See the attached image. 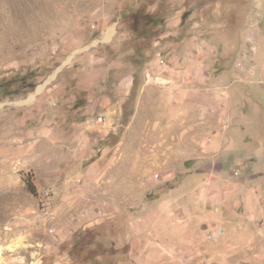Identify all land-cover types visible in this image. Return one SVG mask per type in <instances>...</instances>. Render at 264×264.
I'll list each match as a JSON object with an SVG mask.
<instances>
[{
  "label": "rangeland",
  "instance_id": "obj_1",
  "mask_svg": "<svg viewBox=\"0 0 264 264\" xmlns=\"http://www.w3.org/2000/svg\"><path fill=\"white\" fill-rule=\"evenodd\" d=\"M0 246L264 264V0H0Z\"/></svg>",
  "mask_w": 264,
  "mask_h": 264
},
{
  "label": "crops",
  "instance_id": "obj_2",
  "mask_svg": "<svg viewBox=\"0 0 264 264\" xmlns=\"http://www.w3.org/2000/svg\"><path fill=\"white\" fill-rule=\"evenodd\" d=\"M205 208V207H204ZM201 202L200 204H197L192 198L189 196L181 195L176 198H171L166 196L160 203V205L156 208L155 215L158 216L159 214L166 219L169 226H174V219L175 214H183L188 218L189 221L193 220H199L201 219V212L204 210ZM154 215V216H155ZM179 229V228H178ZM192 231V230H189ZM184 232L180 234L178 230H176V233H178L177 237L179 236H191L194 234V232ZM169 238V237H168Z\"/></svg>",
  "mask_w": 264,
  "mask_h": 264
},
{
  "label": "built area",
  "instance_id": "obj_3",
  "mask_svg": "<svg viewBox=\"0 0 264 264\" xmlns=\"http://www.w3.org/2000/svg\"><path fill=\"white\" fill-rule=\"evenodd\" d=\"M98 120L100 122H103L104 121V117L101 116V117L98 118ZM219 235H220V232L218 230H214V231L209 232L207 237H208V239H214V238L219 237Z\"/></svg>",
  "mask_w": 264,
  "mask_h": 264
},
{
  "label": "bare ground",
  "instance_id": "obj_4",
  "mask_svg": "<svg viewBox=\"0 0 264 264\" xmlns=\"http://www.w3.org/2000/svg\"><path fill=\"white\" fill-rule=\"evenodd\" d=\"M39 90V89H38ZM33 98V97H32ZM31 99V98H30ZM12 247V246H10ZM4 250V247L0 246V261L2 260V252Z\"/></svg>",
  "mask_w": 264,
  "mask_h": 264
},
{
  "label": "water",
  "instance_id": "obj_5",
  "mask_svg": "<svg viewBox=\"0 0 264 264\" xmlns=\"http://www.w3.org/2000/svg\"><path fill=\"white\" fill-rule=\"evenodd\" d=\"M209 225L208 224H205L204 226H203V228H207Z\"/></svg>",
  "mask_w": 264,
  "mask_h": 264
}]
</instances>
